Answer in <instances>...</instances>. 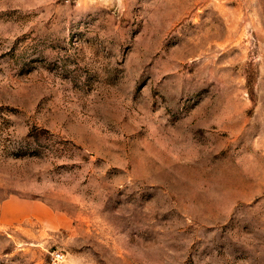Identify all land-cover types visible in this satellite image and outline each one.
Segmentation results:
<instances>
[{
  "label": "rangeland",
  "instance_id": "obj_1",
  "mask_svg": "<svg viewBox=\"0 0 264 264\" xmlns=\"http://www.w3.org/2000/svg\"><path fill=\"white\" fill-rule=\"evenodd\" d=\"M0 264H264V0H0Z\"/></svg>",
  "mask_w": 264,
  "mask_h": 264
},
{
  "label": "crops",
  "instance_id": "obj_2",
  "mask_svg": "<svg viewBox=\"0 0 264 264\" xmlns=\"http://www.w3.org/2000/svg\"><path fill=\"white\" fill-rule=\"evenodd\" d=\"M39 207H42L39 203H30L14 198L0 202V228L17 225L24 220L42 221L44 215L38 212L37 208Z\"/></svg>",
  "mask_w": 264,
  "mask_h": 264
},
{
  "label": "built area",
  "instance_id": "obj_3",
  "mask_svg": "<svg viewBox=\"0 0 264 264\" xmlns=\"http://www.w3.org/2000/svg\"><path fill=\"white\" fill-rule=\"evenodd\" d=\"M66 3H70L72 1L76 0H64ZM66 255L58 250V249H52L49 252V262L48 264H66Z\"/></svg>",
  "mask_w": 264,
  "mask_h": 264
}]
</instances>
